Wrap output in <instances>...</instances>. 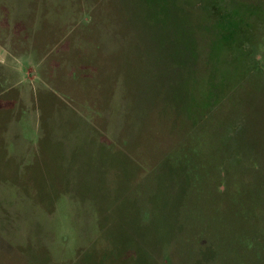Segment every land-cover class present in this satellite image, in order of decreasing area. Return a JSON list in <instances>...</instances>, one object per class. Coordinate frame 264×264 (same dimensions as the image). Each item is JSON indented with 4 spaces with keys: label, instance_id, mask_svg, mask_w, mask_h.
I'll return each mask as SVG.
<instances>
[{
    "label": "rangeland",
    "instance_id": "rangeland-1",
    "mask_svg": "<svg viewBox=\"0 0 264 264\" xmlns=\"http://www.w3.org/2000/svg\"><path fill=\"white\" fill-rule=\"evenodd\" d=\"M0 44V264H264V0H0Z\"/></svg>",
    "mask_w": 264,
    "mask_h": 264
},
{
    "label": "crops",
    "instance_id": "crops-1",
    "mask_svg": "<svg viewBox=\"0 0 264 264\" xmlns=\"http://www.w3.org/2000/svg\"><path fill=\"white\" fill-rule=\"evenodd\" d=\"M15 55L4 49L0 44V115L12 116L9 118L5 124L0 120V159L4 164L9 163V161L15 162V155L22 154L25 156V152H22L17 146L22 144L16 141L14 130L16 127L20 129L19 120L16 119L15 108L20 105L24 107L20 115L23 116V121L28 124L30 120L31 103L27 102L28 94L21 88L24 80L25 70L21 68L17 69L15 67ZM16 73L19 76V80L16 82ZM26 78V77H25ZM27 80V78H26ZM25 120V121H24ZM21 130V129H20ZM23 141L28 140L21 134ZM14 147L16 148L13 152ZM18 149V151H17ZM29 155V154H28ZM24 160V159H23Z\"/></svg>",
    "mask_w": 264,
    "mask_h": 264
}]
</instances>
